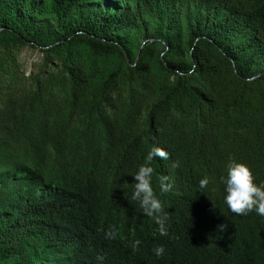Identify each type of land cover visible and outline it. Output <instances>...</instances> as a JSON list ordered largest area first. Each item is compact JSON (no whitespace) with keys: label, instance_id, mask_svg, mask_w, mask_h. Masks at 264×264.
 Returning <instances> with one entry per match:
<instances>
[{"label":"trees","instance_id":"1","mask_svg":"<svg viewBox=\"0 0 264 264\" xmlns=\"http://www.w3.org/2000/svg\"><path fill=\"white\" fill-rule=\"evenodd\" d=\"M0 264H264V0H0Z\"/></svg>","mask_w":264,"mask_h":264},{"label":"rangeland","instance_id":"2","mask_svg":"<svg viewBox=\"0 0 264 264\" xmlns=\"http://www.w3.org/2000/svg\"><path fill=\"white\" fill-rule=\"evenodd\" d=\"M40 60V54L37 50L24 49L19 55V61L23 66V70L28 75L33 70V65Z\"/></svg>","mask_w":264,"mask_h":264}]
</instances>
